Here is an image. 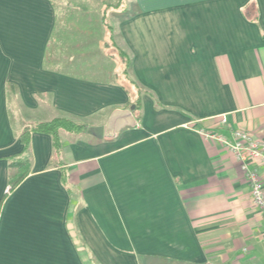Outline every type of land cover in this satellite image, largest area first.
Segmentation results:
<instances>
[{"label": "crops", "instance_id": "obj_1", "mask_svg": "<svg viewBox=\"0 0 264 264\" xmlns=\"http://www.w3.org/2000/svg\"><path fill=\"white\" fill-rule=\"evenodd\" d=\"M113 14L129 75L148 91L136 125L64 133L60 167L50 137L32 134L29 172L5 196L26 124L95 126L130 105L113 81L43 67L51 0H0V264H264L240 162L200 133L264 139V0H128Z\"/></svg>", "mask_w": 264, "mask_h": 264}, {"label": "trees", "instance_id": "obj_2", "mask_svg": "<svg viewBox=\"0 0 264 264\" xmlns=\"http://www.w3.org/2000/svg\"><path fill=\"white\" fill-rule=\"evenodd\" d=\"M51 1L56 11V19L46 46L43 67L54 72L70 73L66 68H82V61L88 60L90 55L93 54V46L96 48L94 51L100 49L106 56L121 64L119 73L116 72L114 77L108 80L117 83L125 91L128 95V106L135 104L133 114L138 120L141 115L142 95L148 93V91L139 86L129 75L130 57L118 44L114 33V26L109 21L107 15L109 9L116 14V17H118V13L122 14L126 12L128 0H99L100 6H102L103 9L98 19L96 17H90L86 7L81 5V9H78L79 12L72 13V21L67 20L65 24L63 20L59 18L54 1ZM96 25L103 28L102 32L104 34L107 33V39H102L99 32H96ZM59 31L67 36L70 41L69 43L66 44L58 37ZM70 74L79 77L94 78L81 73ZM7 88L11 93L17 91L16 85L12 83H7ZM92 127L93 126L89 124L74 121L63 116H53L50 119L36 120L26 124L19 134L22 149L19 153L8 156V188L5 196L13 191L29 172L32 134L42 133L50 137L52 157L49 164L60 167L64 163L62 135L66 133L73 139L85 135L95 138L91 134ZM115 135L105 133V137H112ZM61 179L66 183L67 177L63 172Z\"/></svg>", "mask_w": 264, "mask_h": 264}, {"label": "built area", "instance_id": "obj_3", "mask_svg": "<svg viewBox=\"0 0 264 264\" xmlns=\"http://www.w3.org/2000/svg\"><path fill=\"white\" fill-rule=\"evenodd\" d=\"M222 122H226L225 117ZM200 133L206 140L215 141L240 162L264 231V175L260 170V166L264 167V139L255 138L251 133L240 129L231 131V139L209 130H200Z\"/></svg>", "mask_w": 264, "mask_h": 264}, {"label": "rangeland", "instance_id": "obj_4", "mask_svg": "<svg viewBox=\"0 0 264 264\" xmlns=\"http://www.w3.org/2000/svg\"><path fill=\"white\" fill-rule=\"evenodd\" d=\"M54 4L56 6L57 12L59 14L60 20H63V23L65 24L67 20L72 21V13L73 12H79L78 9H81V5L86 7L88 11V15L90 17H96L98 19L99 15L102 14L103 7L100 6L99 0H53ZM113 11L108 10L107 15L109 18V21L113 20ZM97 24V23H96ZM101 27L95 26L96 32H99V35L102 39H107V33L102 32ZM58 37L64 41L66 44L70 41L68 40L67 36L62 34L61 31H59ZM96 49L94 46L92 48L93 54L90 55V58L86 61H82V68L76 69L73 67L66 68L70 73L74 74H84L89 75L90 77H94L100 80H108L112 79L116 72L119 73V69H121V64H119L117 61H114L112 58L106 56V54L101 51L100 49L98 51H94ZM28 116H26L27 118Z\"/></svg>", "mask_w": 264, "mask_h": 264}, {"label": "water", "instance_id": "obj_5", "mask_svg": "<svg viewBox=\"0 0 264 264\" xmlns=\"http://www.w3.org/2000/svg\"><path fill=\"white\" fill-rule=\"evenodd\" d=\"M134 109L135 104H131L128 108H116L112 110L104 124L92 127L91 134L97 139H102L105 137V133L115 135L125 127L135 126L137 120L133 114Z\"/></svg>", "mask_w": 264, "mask_h": 264}]
</instances>
